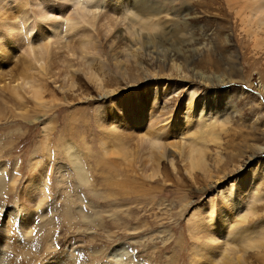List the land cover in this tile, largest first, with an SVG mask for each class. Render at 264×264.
Listing matches in <instances>:
<instances>
[{
  "label": "rangeland",
  "instance_id": "1",
  "mask_svg": "<svg viewBox=\"0 0 264 264\" xmlns=\"http://www.w3.org/2000/svg\"><path fill=\"white\" fill-rule=\"evenodd\" d=\"M103 1L0 0V264H264L263 41L225 0H152L150 56Z\"/></svg>",
  "mask_w": 264,
  "mask_h": 264
},
{
  "label": "bare ground",
  "instance_id": "2",
  "mask_svg": "<svg viewBox=\"0 0 264 264\" xmlns=\"http://www.w3.org/2000/svg\"><path fill=\"white\" fill-rule=\"evenodd\" d=\"M102 1V0H84V5L81 4V6H79V11L77 14H79L86 22H89L90 24L91 23H94V21L96 20V17H97V9H98V6H99V2ZM106 0L103 1V3L105 2ZM110 1V0H109ZM137 1V0H136ZM184 1V0H183ZM186 1H191V0H186ZM112 5L110 6V10L111 12H109L110 14H112V12H115L114 14H123L125 16V18L128 16H132L133 15V19H132V23H131V26L128 27V29L130 30L131 32V35L134 36L136 35V33L139 31V30H146L148 31L146 34H144L143 36V39L139 36L138 38H136V41L137 43H141V45L144 46V48L147 50V54L148 55H153L155 53V50H153V48H155L154 46V43H153V39L154 37L157 35L156 34H153V32H155L154 30H158V27L157 25H155V23L151 20H153V18H155L156 16H158V14L162 11V10H159V6L157 3H155L154 1L152 0H142L140 5L138 6H135V2L134 4L135 5H132V8H137L136 11L133 12V9H130L128 10V6H127V3H126V0H112ZM192 2V1H191ZM133 3V1L131 2ZM184 3V2H183ZM224 3H226V6L227 8L229 7L230 9H233L235 8L236 9V15L240 16L242 19H246L247 21V24H248V33L249 35H254L255 36V45L258 47L260 45H262V41L264 43V36H262L261 34L263 33L264 34V0H225ZM182 4V3H181ZM197 4L199 6H204L206 5L207 6V3L204 2V1H199L197 0ZM108 5V4H107ZM205 6V7H206ZM187 9V8H186ZM234 11V10H233ZM136 12V14H135ZM185 12V11H184ZM187 14H189L191 17H194L196 13H193L192 11L188 10L186 12ZM106 14V13H105ZM184 14V13H183ZM121 15V16H123ZM185 15V14H184ZM183 15V16H184ZM137 16V17H136ZM135 18H137V20H135ZM131 19V18H130ZM248 21H250L248 23ZM118 24V22H117ZM53 26L55 27V29L57 30L59 25L58 23L56 22H53ZM136 26H138L139 29H136ZM156 30V31H157ZM135 37V36H134ZM156 44V43H155ZM84 47L85 48H88L87 47V44H84ZM96 48V47H95ZM145 50V51H146ZM44 54H46V51L44 50L43 51ZM129 55H125V57L127 58L126 59V62H130L129 61ZM115 64L116 66H118L119 68L122 67V63H123V59H119V57L117 56L115 58ZM114 60V59H113ZM126 65V64H125ZM101 69H103V64L101 65ZM93 74V73H91ZM91 79L94 80V76L92 77L91 76ZM116 131V129H115ZM119 138V137H118ZM123 138V137H122ZM198 151V150H197ZM161 154H158L159 158L162 157V154L163 152L160 151ZM193 154L192 155H196L194 152H192ZM199 153V152H198ZM202 156L203 154L200 153ZM67 155L72 157L71 160L75 163L74 164V167L76 168V171H77V174L79 175V179L81 180V178L84 180V181H88V178L85 176V172L86 170L84 169V166L83 164L81 163L80 161V158H77L76 154H75V150L68 146L67 147ZM194 157V156H192ZM196 157V160L193 161L191 163V168H194L195 166H199V167H203V163H202V159H201V156H198V154L195 156ZM194 157V158H195ZM101 163V162H100ZM1 168L4 170L5 168L1 166ZM4 172V171H3ZM1 174V173H0ZM3 175V174H2ZM153 176V175H152ZM3 178L0 177V184L3 182L2 180ZM2 186V184L0 185V187ZM33 186L34 188H36L37 186V182L33 183ZM38 188V187H37ZM241 197V196H240ZM248 198V197H247ZM235 199V198H234ZM254 199V196L252 198V200ZM235 202V201H234ZM238 203V202H237ZM232 206V205H231ZM251 208V207H250ZM234 211L235 210H239V207L237 204H235V206H233L232 208ZM246 211V210H245ZM248 211H250L248 209ZM230 213V211H229ZM238 213V212H237ZM250 213V212H249ZM251 213H252V210H251ZM250 213V214H251ZM254 213V211H253ZM252 213V214H253ZM243 214V213H242ZM247 214V213H246ZM247 216V215H246ZM249 216V214H248ZM240 217V216H239ZM242 217V216H241ZM82 218L83 220L86 218L85 215H82ZM245 215H244V219H245ZM243 219V218H242ZM225 220V219H224ZM199 220L196 219L195 222L193 223V229L194 231H198L199 229ZM213 231L210 230V235H212ZM218 231H216L215 233H217ZM197 234V233H196ZM198 236V235H197ZM199 237V236H198ZM240 237V236H239ZM205 240V238L203 239ZM202 240V241H203ZM245 241V240H244ZM243 241V242H244ZM207 242V240H206ZM264 242V240H262V243ZM260 243V242H259ZM244 247H243V250H247L248 248H253L256 244H253V241L252 240H246V242L244 243ZM258 245V244H257ZM261 246V245H260ZM258 249V248H257ZM242 251V250H241ZM225 257V256H224ZM230 257V256H229ZM228 257V258H229ZM244 257V256H243ZM221 259H222V256H221ZM237 259V262H242V256H237L236 257ZM219 260V259H218ZM217 260V261H218ZM223 262V259L221 260ZM236 261V260H235ZM234 261V262H235ZM216 262V261H215ZM227 262V261H226ZM225 262V264H226ZM232 264H234V262L231 260ZM8 263V262H7ZM217 263V262H216ZM220 263V261H219ZM218 263V264H219ZM222 264V263H220ZM231 264V263H230ZM246 264V263H245Z\"/></svg>",
  "mask_w": 264,
  "mask_h": 264
}]
</instances>
